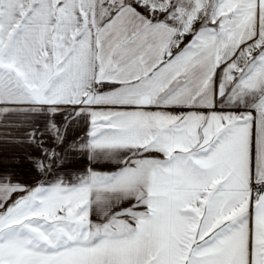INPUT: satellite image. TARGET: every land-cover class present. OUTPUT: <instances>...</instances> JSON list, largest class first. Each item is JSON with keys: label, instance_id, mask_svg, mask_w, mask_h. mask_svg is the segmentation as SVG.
<instances>
[{"label": "snow or ice", "instance_id": "1", "mask_svg": "<svg viewBox=\"0 0 264 264\" xmlns=\"http://www.w3.org/2000/svg\"><path fill=\"white\" fill-rule=\"evenodd\" d=\"M0 264H264V0H0Z\"/></svg>", "mask_w": 264, "mask_h": 264}, {"label": "crops", "instance_id": "2", "mask_svg": "<svg viewBox=\"0 0 264 264\" xmlns=\"http://www.w3.org/2000/svg\"><path fill=\"white\" fill-rule=\"evenodd\" d=\"M11 155L14 156L15 159L5 158L3 163L12 166L11 170L15 171L20 179L27 181L29 184L33 183L34 174L32 173L30 165L23 158L25 156V150L16 149ZM86 163L87 161L82 160L77 166H83Z\"/></svg>", "mask_w": 264, "mask_h": 264}]
</instances>
